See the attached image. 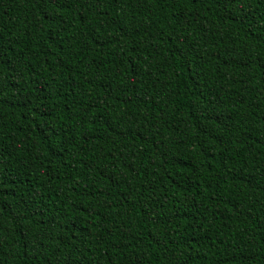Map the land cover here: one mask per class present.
Listing matches in <instances>:
<instances>
[{
    "label": "trees",
    "instance_id": "trees-1",
    "mask_svg": "<svg viewBox=\"0 0 264 264\" xmlns=\"http://www.w3.org/2000/svg\"><path fill=\"white\" fill-rule=\"evenodd\" d=\"M0 264H264V0H0Z\"/></svg>",
    "mask_w": 264,
    "mask_h": 264
}]
</instances>
